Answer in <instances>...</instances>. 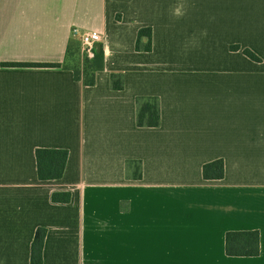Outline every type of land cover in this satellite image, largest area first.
I'll return each mask as SVG.
<instances>
[{"label":"crops","instance_id":"1","mask_svg":"<svg viewBox=\"0 0 264 264\" xmlns=\"http://www.w3.org/2000/svg\"><path fill=\"white\" fill-rule=\"evenodd\" d=\"M74 27L102 34L94 85ZM138 97L159 126L138 125ZM37 148L69 151L62 178H39ZM40 227L38 264H264V0H0V264H35ZM230 231H259L260 253L228 255Z\"/></svg>","mask_w":264,"mask_h":264},{"label":"trees","instance_id":"2","mask_svg":"<svg viewBox=\"0 0 264 264\" xmlns=\"http://www.w3.org/2000/svg\"><path fill=\"white\" fill-rule=\"evenodd\" d=\"M148 38V42L142 45V38ZM80 43L70 42L68 45V57H72V49ZM241 47L232 45V50H239ZM137 50L151 51L153 49L152 28H142L139 30L136 42ZM243 52L251 59L260 61L261 58L252 50L246 48ZM73 58V57H72ZM83 69L74 70L75 77L87 85L96 83V72L104 68V50L98 46L95 50V56L92 59L85 57L83 60ZM4 65L10 66H42V67H60V63H20L5 62ZM112 86L115 89L124 88V79L121 74L113 73L111 76ZM138 115L137 123L140 127H157L161 121V106L157 97H138ZM69 151L67 149L37 148L36 160L38 166V176L41 180H54L62 178L65 172ZM133 167L132 176L141 178V165L128 163V169ZM225 174V163L223 159H217L204 164L203 175L205 179H221ZM52 199L56 202H69L71 200L70 192H54ZM47 229L40 227L37 229L31 248V261L35 264L43 261V249ZM226 252L230 256H256L260 253V233L259 231H230L226 235Z\"/></svg>","mask_w":264,"mask_h":264},{"label":"built area","instance_id":"3","mask_svg":"<svg viewBox=\"0 0 264 264\" xmlns=\"http://www.w3.org/2000/svg\"><path fill=\"white\" fill-rule=\"evenodd\" d=\"M72 34L80 42L84 58L92 59L95 56V50L102 41V34L97 30H83L74 27Z\"/></svg>","mask_w":264,"mask_h":264},{"label":"rangeland","instance_id":"4","mask_svg":"<svg viewBox=\"0 0 264 264\" xmlns=\"http://www.w3.org/2000/svg\"><path fill=\"white\" fill-rule=\"evenodd\" d=\"M74 60H83L84 59V55L81 49V45H75L74 48L72 49V55Z\"/></svg>","mask_w":264,"mask_h":264}]
</instances>
